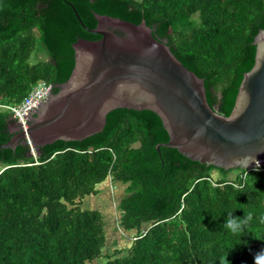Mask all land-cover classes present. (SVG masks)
Here are the masks:
<instances>
[{
  "label": "trees",
  "instance_id": "16d2710c",
  "mask_svg": "<svg viewBox=\"0 0 264 264\" xmlns=\"http://www.w3.org/2000/svg\"><path fill=\"white\" fill-rule=\"evenodd\" d=\"M75 8L90 29L95 14L145 20L205 79L210 105L226 116L264 29V0H0V143L18 125L4 106L22 102L40 80L59 92L76 66L74 43L102 37ZM169 140L156 112L117 108L84 140H57L36 153L29 141L0 146V264H254L264 249V169L159 152ZM113 182L122 188L108 199L117 203L114 220L106 208L84 206ZM230 212L253 214L241 234L224 228ZM118 231L124 242L110 252Z\"/></svg>",
  "mask_w": 264,
  "mask_h": 264
},
{
  "label": "water",
  "instance_id": "95a60500",
  "mask_svg": "<svg viewBox=\"0 0 264 264\" xmlns=\"http://www.w3.org/2000/svg\"><path fill=\"white\" fill-rule=\"evenodd\" d=\"M73 5V4H72ZM98 40L74 43L76 66L70 79L24 116L4 148L31 142L35 150L57 140H84L101 132L117 108L156 112L170 140L158 144L178 149L188 158L225 169H251L264 160V29L254 40L253 68L244 74L232 113H219L209 103L205 79L186 67L164 39L140 24L95 14L98 25L86 27ZM120 30L124 35H119ZM242 158L240 165L233 161ZM247 165V166H246Z\"/></svg>",
  "mask_w": 264,
  "mask_h": 264
},
{
  "label": "built area",
  "instance_id": "2783aa9c",
  "mask_svg": "<svg viewBox=\"0 0 264 264\" xmlns=\"http://www.w3.org/2000/svg\"><path fill=\"white\" fill-rule=\"evenodd\" d=\"M54 90V85L46 82L45 80H40L29 93L28 96L20 103L11 104L4 106L10 111H12L13 116L17 120L19 127L23 130H27L28 126L24 120V116L46 100ZM31 144V143H29ZM33 153H36V150L32 146ZM264 169V160H259L251 169Z\"/></svg>",
  "mask_w": 264,
  "mask_h": 264
},
{
  "label": "rangeland",
  "instance_id": "374dc122",
  "mask_svg": "<svg viewBox=\"0 0 264 264\" xmlns=\"http://www.w3.org/2000/svg\"><path fill=\"white\" fill-rule=\"evenodd\" d=\"M118 190L119 192L122 191V188H117L116 182L114 183H109L108 185L105 184L103 192H101L99 195H91L90 197H87L84 201V206H88V207H92V208H98L100 210H102L101 208H106L104 209V211L106 213H108V216H111L112 219H115V215H116V204L117 203H113V205L109 206V198L111 196V194L115 193V191ZM107 206V207H106ZM103 211V210H102ZM105 214V213H104ZM106 215V214H105ZM129 236H132L129 234ZM111 242L109 244V246L111 247V249H109L110 252H113V249L115 247H121L122 242H124L121 237V233L120 231L113 233L111 235ZM131 239L132 237H128L125 240V244H129V242L131 243ZM123 244V243H122Z\"/></svg>",
  "mask_w": 264,
  "mask_h": 264
},
{
  "label": "clouds",
  "instance_id": "9594fccd",
  "mask_svg": "<svg viewBox=\"0 0 264 264\" xmlns=\"http://www.w3.org/2000/svg\"><path fill=\"white\" fill-rule=\"evenodd\" d=\"M18 127H19V124H18ZM19 129L21 128L19 127ZM233 163L240 165L242 163V158H237L236 160L233 161ZM252 219H253V214L251 212L245 213L243 218L234 217L232 213L230 212L228 216L225 218L224 228L227 229L231 234H241L244 228L248 226L249 223L252 221ZM258 219L260 223H264V215L259 216ZM221 264H224L223 259L221 261ZM254 264H264V249H262L261 251L255 254Z\"/></svg>",
  "mask_w": 264,
  "mask_h": 264
},
{
  "label": "flooded vegetation",
  "instance_id": "af4514ba",
  "mask_svg": "<svg viewBox=\"0 0 264 264\" xmlns=\"http://www.w3.org/2000/svg\"><path fill=\"white\" fill-rule=\"evenodd\" d=\"M110 29L116 31V29H113V28H110ZM18 129H19V127H18V125H17V127L15 128V130H18Z\"/></svg>",
  "mask_w": 264,
  "mask_h": 264
}]
</instances>
